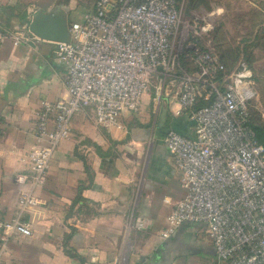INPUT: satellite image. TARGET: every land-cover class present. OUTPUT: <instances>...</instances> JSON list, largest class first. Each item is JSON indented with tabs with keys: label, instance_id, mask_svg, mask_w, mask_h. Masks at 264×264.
Returning a JSON list of instances; mask_svg holds the SVG:
<instances>
[{
	"label": "built area",
	"instance_id": "2783aa9c",
	"mask_svg": "<svg viewBox=\"0 0 264 264\" xmlns=\"http://www.w3.org/2000/svg\"><path fill=\"white\" fill-rule=\"evenodd\" d=\"M184 2L97 0L69 23L68 43H52L67 94L41 101L35 113V142L26 156L31 190L18 194L19 214L0 221V264L10 240L33 235L20 211L37 204L35 190L60 143L72 138L74 115L88 108L100 128L119 127L120 116L137 113L145 95L159 101L169 84L176 86L175 114L186 115L192 131L189 137L168 131L164 139L185 194L161 238L182 224H201L219 262L264 264V148L250 127L254 74L244 62L228 71L215 53L191 42L182 23ZM35 40L28 29H0V45Z\"/></svg>",
	"mask_w": 264,
	"mask_h": 264
},
{
	"label": "crops",
	"instance_id": "0c3cea01",
	"mask_svg": "<svg viewBox=\"0 0 264 264\" xmlns=\"http://www.w3.org/2000/svg\"><path fill=\"white\" fill-rule=\"evenodd\" d=\"M61 2L0 0V29L26 30L30 8L48 13ZM65 73L52 43L0 45V221L18 215V194L31 190L26 156L35 113L41 101L66 96ZM176 97L173 84L159 101L145 95L137 113L123 114L110 129L97 126L90 109L78 111L72 138L60 143L35 190L37 204L20 211L33 235L10 240L3 264H224L201 224H182L161 238L185 194L164 139L168 131H192L188 117L175 114Z\"/></svg>",
	"mask_w": 264,
	"mask_h": 264
},
{
	"label": "rangeland",
	"instance_id": "374dc122",
	"mask_svg": "<svg viewBox=\"0 0 264 264\" xmlns=\"http://www.w3.org/2000/svg\"><path fill=\"white\" fill-rule=\"evenodd\" d=\"M61 1L68 21H77L97 0ZM187 1L182 23L190 30L191 42L198 41L216 55L224 53L229 60L237 51L239 58L235 65L240 60L246 62L248 54L252 55L251 69L257 91L253 114L256 124H264V1L205 0L208 4L197 9H188Z\"/></svg>",
	"mask_w": 264,
	"mask_h": 264
},
{
	"label": "water",
	"instance_id": "95a60500",
	"mask_svg": "<svg viewBox=\"0 0 264 264\" xmlns=\"http://www.w3.org/2000/svg\"><path fill=\"white\" fill-rule=\"evenodd\" d=\"M62 7H56L48 13L37 10L28 24V30L36 38L49 43H68L70 40L68 25Z\"/></svg>",
	"mask_w": 264,
	"mask_h": 264
},
{
	"label": "trees",
	"instance_id": "16d2710c",
	"mask_svg": "<svg viewBox=\"0 0 264 264\" xmlns=\"http://www.w3.org/2000/svg\"><path fill=\"white\" fill-rule=\"evenodd\" d=\"M207 4L208 3L205 0H188L187 1L188 9H197L200 6L205 7ZM194 42H196L198 44V46H200L198 41L195 40ZM200 47H202V46H200ZM217 56L219 57L220 62L225 66V68L228 71H230L235 66V63L237 62V59L239 58V54L237 51H236V54L233 56L232 60H229L227 55L224 53L223 54L219 53ZM252 58H253L252 55L248 54L247 61L244 62V61L240 60V62H244L248 67L251 68L252 63L254 62V60ZM181 60H182L183 66L185 68L192 69V66L189 63H185L183 58ZM256 102H257V100H256ZM250 127L252 128V130L255 134L256 140L264 148V124H259V123L256 124V120L254 119V114H253V108H252V114H251V119H250Z\"/></svg>",
	"mask_w": 264,
	"mask_h": 264
}]
</instances>
